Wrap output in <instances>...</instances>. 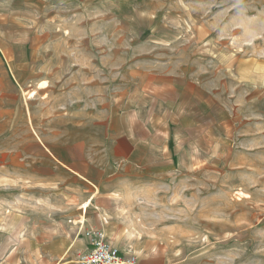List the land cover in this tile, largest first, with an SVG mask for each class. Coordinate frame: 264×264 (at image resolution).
Masks as SVG:
<instances>
[{
	"label": "rangeland",
	"instance_id": "obj_1",
	"mask_svg": "<svg viewBox=\"0 0 264 264\" xmlns=\"http://www.w3.org/2000/svg\"><path fill=\"white\" fill-rule=\"evenodd\" d=\"M163 72L221 95L229 150L110 155L112 111ZM84 153L96 180L141 183L116 197L141 263L264 264V0H0V258L70 224L85 192L60 166Z\"/></svg>",
	"mask_w": 264,
	"mask_h": 264
},
{
	"label": "crops",
	"instance_id": "obj_2",
	"mask_svg": "<svg viewBox=\"0 0 264 264\" xmlns=\"http://www.w3.org/2000/svg\"><path fill=\"white\" fill-rule=\"evenodd\" d=\"M131 100L125 112H119V106L112 111L108 138L110 155L124 165L126 161L137 165L141 158L155 156L169 158L175 166L181 165L183 159L194 164L200 158L222 155L224 148L229 150L230 139L225 136L229 125L223 120L221 95L206 82L171 72L147 74ZM80 157L74 162L62 160L60 166L82 180L79 187L85 193L89 189L88 195L80 193L83 198L73 204V211L77 213L68 221L70 224L57 231H24L21 237L26 240L18 241L13 251L0 258V264H75L74 253L84 250L88 244L83 234L89 229L86 228L88 221L102 229L106 239L121 254L133 253L138 257L142 244L130 236L132 231L125 223L132 218L131 211L126 210V216L116 197L121 194L120 190L141 189V183L96 180L99 170L105 172V167H100L91 154ZM108 189L111 195L115 194L110 198V208L106 203Z\"/></svg>",
	"mask_w": 264,
	"mask_h": 264
},
{
	"label": "built area",
	"instance_id": "obj_3",
	"mask_svg": "<svg viewBox=\"0 0 264 264\" xmlns=\"http://www.w3.org/2000/svg\"><path fill=\"white\" fill-rule=\"evenodd\" d=\"M84 235L88 238V244L75 254V264H140L136 254H121L106 239L102 229H90Z\"/></svg>",
	"mask_w": 264,
	"mask_h": 264
},
{
	"label": "bare ground",
	"instance_id": "obj_4",
	"mask_svg": "<svg viewBox=\"0 0 264 264\" xmlns=\"http://www.w3.org/2000/svg\"><path fill=\"white\" fill-rule=\"evenodd\" d=\"M44 84H45V81H43V82L40 83V85H44ZM45 85H46V84H45ZM45 85H44V86H45ZM33 92H34V91H33ZM29 93L33 94L32 92H29ZM29 93H28V94H29ZM35 94H36V93H35ZM87 204H89V201L85 202V205H87Z\"/></svg>",
	"mask_w": 264,
	"mask_h": 264
}]
</instances>
